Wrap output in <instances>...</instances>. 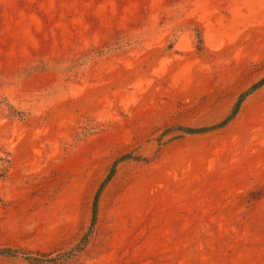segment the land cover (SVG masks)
I'll return each instance as SVG.
<instances>
[{"label": "rangeland", "instance_id": "rangeland-1", "mask_svg": "<svg viewBox=\"0 0 264 264\" xmlns=\"http://www.w3.org/2000/svg\"><path fill=\"white\" fill-rule=\"evenodd\" d=\"M263 77L264 0H0V248L264 264V85L183 131Z\"/></svg>", "mask_w": 264, "mask_h": 264}, {"label": "trees", "instance_id": "trees-1", "mask_svg": "<svg viewBox=\"0 0 264 264\" xmlns=\"http://www.w3.org/2000/svg\"><path fill=\"white\" fill-rule=\"evenodd\" d=\"M262 85H264V77L261 78L260 80H258L257 82H255L254 84H252L248 89H246L245 91H243L237 100L236 106L234 108V110L232 111V113L230 115H228L226 118H224L222 121H220L217 124L211 125V126H207V127H200V128H183V131L187 134H192V133H203L206 131H210L213 129H217L219 127L224 126L234 115V113L237 110L238 105L243 101V99L245 97H247L250 93H252L253 91H255L256 89H258L259 87H261ZM129 155H123L119 158V160L122 159H126L128 158ZM114 171V165H112V168L110 170V172L108 173V175L106 176L105 180L102 182V184L100 185V187L98 188V190L96 191L95 195H94V199H93V203H92V217H91V221H90V227L92 226L93 222H94V218H95V208H96V200L98 197V194L104 184V182H106L112 175ZM90 233V230L88 231L87 234H85V236L80 240V242L71 250L72 252H79L83 245L86 242V238L88 237ZM70 251V252H71ZM20 254L21 257L26 260L27 262H29L30 264H46L47 261H44L41 258L46 257L45 254L42 253H36L38 255V257L36 256H32L29 252L20 250V249H10V248H0V255H5V256H16ZM70 255H74L73 253H70ZM70 256H67V258H69Z\"/></svg>", "mask_w": 264, "mask_h": 264}]
</instances>
